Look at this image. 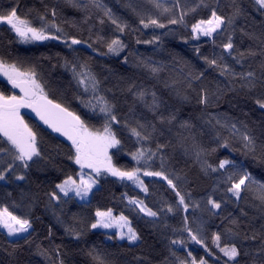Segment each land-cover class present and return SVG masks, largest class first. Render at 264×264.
Returning a JSON list of instances; mask_svg holds the SVG:
<instances>
[{
	"label": "snow or ice",
	"instance_id": "obj_1",
	"mask_svg": "<svg viewBox=\"0 0 264 264\" xmlns=\"http://www.w3.org/2000/svg\"><path fill=\"white\" fill-rule=\"evenodd\" d=\"M65 3L83 14L82 23L85 25H88L93 18V10L100 13L96 17L100 25H104L107 20L115 26L111 37H105L97 32L95 40L88 43L87 40L66 33L57 23V8L53 6L48 10L47 5H45L46 11L37 13L35 18L31 17L32 10H29L26 15H20L18 4L9 8H0V24L7 25L21 43L57 40L62 41L70 49L73 45L87 44V47L93 52L98 51L94 44L101 43L106 48V52L100 53L101 55L110 54L119 57L128 48L122 36L150 28L153 30L168 29L164 33V35H168L171 33V26L182 25L188 28L187 18L189 15L196 14L200 9H206L209 10L206 18L196 19L191 23V37L195 41H199L202 37L207 38L213 45V49L209 55H203L201 54V45L197 43L194 46L195 53L205 66L217 70L227 83L208 81L202 69L198 71L190 62L174 55L173 59L182 65L178 74L182 78L170 79L164 83V87L174 89L176 95L184 101L192 99L189 92L195 93L196 103L205 109L215 106L214 102H218L226 92L243 90L247 94L256 93L254 103L264 112V20L260 21L261 32L259 35L247 32L243 27L239 29L243 36L259 43V51L257 52L251 47L245 51L238 50L234 42L237 24L242 18L246 20L250 18L249 9L244 6L243 0H226L225 3H221V0H195V3L191 4L187 0L185 3H181V0H142L141 3H132L129 0L124 4V7L138 20L136 28H132L127 21H122L115 16L104 0H65ZM252 7L261 16H264V0H252ZM165 18L166 23L162 22ZM70 26L76 27V23L73 21ZM88 31L90 33L96 31L95 25H89ZM217 38H220L219 43ZM89 40H92L91 35ZM160 40V36L153 35L150 40L141 41L137 38L136 43L155 44ZM184 42L189 43L186 38ZM216 48L221 51L217 52ZM130 55H134V53H130ZM257 55L262 58L259 63V75L254 69L236 71L233 63L226 59V57H230L235 65H239L243 69L245 58H254ZM123 62H128L127 56ZM141 64L155 77L165 70L163 63L150 64L141 61ZM62 66L71 72L77 87L83 90L82 95L74 97L75 100L79 101L84 108L89 109L97 119L102 117V125L96 126L89 123L65 103L50 98V94L46 90V82L42 81L41 74L35 65L24 67L22 62L9 63L0 57V76L6 79L12 89L19 90V94L16 92L5 94L0 91V181L8 180L9 177H12L10 181L12 183L26 181L27 174L34 164H38L41 160H48L42 155L37 133L29 126L21 113V109H31L53 132L60 133L70 142L67 159L79 168L77 172L64 174L63 179H60L44 193L47 197L46 207L54 208L55 205H63L73 199L87 204L90 201V193L99 184L101 177L111 176L121 182H131L144 193H148L149 188L141 176L159 177L162 181H166L168 188L175 193V205L165 200L159 209L154 210L148 206L144 199L128 197L126 194L124 198L143 216L152 218L154 227L159 226L162 229L171 227L173 233H186L188 239L209 251L204 236V221L195 216L190 220L187 214L189 209L193 213L202 210L201 201L191 200V192L182 193L179 182L184 177L179 173H170L166 168L167 158L164 152L169 147V143L159 142L165 132L172 133L174 127L190 131L194 126L189 120H180L177 124L178 109L168 110L156 91L142 86L137 87L134 82L125 89L132 96L133 104L129 107V113L134 118V123L130 122L127 117L122 121L117 115L115 102L109 100L106 94L101 93V81L87 61L65 59ZM249 67L251 68V65ZM185 68L187 71H184ZM137 105H141L148 113H151L153 119L149 120L142 115L138 117ZM207 115L209 119L206 123L216 130V140L222 141L217 145L218 148H231L232 151H237L238 149L232 147L233 142H236L240 145L239 150L244 155L251 154L254 158L264 160V121L261 122V131L257 136L243 121H240L238 126L232 118L227 116L213 115L212 113H207ZM213 121L215 122L213 123ZM118 127L126 129L129 137L134 138L136 144L139 145L134 151L128 153L135 161V166L131 168L118 166L110 152L111 149L119 151L123 147L122 139L116 131ZM225 132L228 135L225 136L223 134ZM175 136L178 144L184 147L186 154L189 152V147L185 146L186 142L192 141L190 149L195 161L200 164L202 173L205 176L215 177L213 192L222 189L226 197H229L221 201L214 198L213 195H208L205 210L212 216L218 215L216 210L233 202L230 198H235L238 207L239 201L245 198V193H251L252 198L259 201L256 207L261 213L260 219L264 220V183L255 180L235 160L224 158L220 159L217 165L207 163L202 160L206 150L196 143L194 136H184L181 131H177ZM154 139L157 141L155 148L145 147V145H150ZM216 150L213 148L211 151L215 152ZM157 157L160 161L159 170H151ZM7 195L11 196V193H7ZM23 195L28 194L23 193ZM33 200H35V196H33ZM28 206L31 207V202ZM181 209L185 215L180 228L169 225L168 214H175ZM54 214L56 213L54 212ZM56 215L57 221L64 226L65 232L77 241L80 240L84 232L76 226L77 221L83 224V220L78 217V214H72L73 223L71 224H66L60 218V214ZM247 216L248 213L244 209H240V217L232 214L221 217L222 221H227L223 232H212V244L219 250L222 257L226 258L223 264H238L241 246L245 242L256 241L258 237L260 243L255 250V255L264 257V224L260 225L259 231L253 229L251 234L247 230L242 233L241 217ZM254 219L256 218H251V220ZM157 220H163V223L157 225L155 223ZM251 220L248 225H244L245 229L251 227ZM193 225H196L195 229ZM88 227L90 229L115 228V236L121 240L127 239L130 243L140 240V235L132 227L129 218L123 212L119 216L114 215L112 208L101 210L97 207L93 222ZM0 228L4 229L9 237L18 236L19 239L24 240L25 244L30 245L33 242L31 219L15 214L7 206H0ZM48 234L52 235L51 227L48 229ZM225 238L231 242H224ZM170 243L171 245H187L185 239H173ZM19 247V244L11 245V251H8L7 254L13 259L5 264H20L14 258ZM37 252L49 261V264H66L64 259L66 253L62 251L61 245H56L52 249H43L37 244ZM171 254L176 257V264H207L204 257L197 260L191 251L187 253L190 260L181 259L176 256L175 252ZM87 255L91 258L92 264H117V261L111 258V253L90 249ZM244 255H249L247 249L244 251ZM217 259L219 260L220 257ZM251 264H257L255 257ZM259 264H264V259H261Z\"/></svg>",
	"mask_w": 264,
	"mask_h": 264
},
{
	"label": "trees",
	"instance_id": "obj_2",
	"mask_svg": "<svg viewBox=\"0 0 264 264\" xmlns=\"http://www.w3.org/2000/svg\"><path fill=\"white\" fill-rule=\"evenodd\" d=\"M126 2L129 0H104V3L112 9L115 16L122 21H127L132 28H136L138 20L124 7ZM130 2L141 3L142 0H130ZM185 2L186 0H181V3ZM187 2L191 4L195 3V0H187ZM225 2L226 0H221V3ZM243 3L249 9L250 18L239 20L234 42L240 51H245L251 47L258 52L259 43L243 36L239 29L243 27L245 31L259 35L261 32L260 21L264 20V16L255 11L252 7V0H243ZM14 4L19 5V14L22 16L32 10V18H35L37 13L45 12V5H47L48 10L55 6L57 8V23L64 31L79 39L87 40L88 43L95 40L97 32L105 37H111L115 30V26L111 25L110 21L105 20L104 25H100L96 19L100 13L95 10H93V18L89 24H83V14L66 4L65 0H0V8H9ZM208 11L200 9L196 14H190L187 18L188 28L182 25L171 26V33L168 35H164L168 29L153 30L150 28L122 36L128 48L119 57L110 54L101 55L100 53L106 52V48L101 43L94 44L97 52H93L87 47V44L73 45L70 49L62 41L57 40L20 43L7 25L0 24V57L9 63L13 61L22 62L24 67L35 65L41 74L42 81L46 82V90L49 92L50 98L65 103L80 114L82 118L96 126L102 125L103 118L97 119L90 110L75 100V96L82 95V90L77 87L71 72L62 66L65 59L87 61L92 66V70L101 81V93L106 94L109 100L115 102L117 115L122 121L127 117L130 122L134 123V118L129 113V107L133 104L132 96L125 91L127 86L133 82L137 87L142 86L156 91L168 110L175 111L178 109L177 124L180 120H189L194 127L190 131H183L174 127L172 133L166 131L159 142L169 143V147L164 152L167 158L166 168L170 173H179L184 177L179 182L182 193L191 192V200L201 201L202 210L193 213L189 209L187 214L190 220L195 216L204 221V236L209 251L188 239L186 233H173L171 227L168 229H162L159 226L154 227L152 218L143 216L138 209L130 206L128 200L124 198L126 194L128 197L144 199L148 206L154 210L159 209L165 200L175 205V193L168 188L166 181H162L159 177L141 176L149 188L148 193L134 187L131 182H121L111 176L101 177L99 184L90 193V201L87 204L73 199L63 205H55L54 208L46 207L47 197L44 193L50 190L60 179H63L64 174L77 172L79 168L67 159L69 145L62 138L42 127L30 113L21 112L25 121L37 133L42 155L48 160H41L38 164H34L27 174L28 179L26 181L12 183L10 182L12 177L0 181V206H7L15 214L26 216L31 219L33 224L31 230L33 242L30 245L25 244L24 240L18 237L9 239L0 228V264H5V262L13 259L7 254L8 251H11L12 244L20 245L14 257L20 264H49V261L38 254L37 244L43 249H52L56 245H61L62 251L66 253L64 256L66 264H92L91 258L87 255L90 249L111 253V258L115 259L117 264H176V257L171 253L175 252L176 256L181 259L190 260L191 258L187 256L189 251L197 260L204 257L207 264H223L226 258L222 257L211 240L212 232H223L224 230L227 221H222L221 217L229 214L240 217V209H244L248 216L241 217L243 222L242 233L245 230L249 234L253 229L260 230V225L264 224V220L260 219L261 213L256 207L259 201L254 200L251 193H245V198L239 201L238 207L235 198H230L233 202L225 204L220 210H216L218 215L212 216L205 210L208 195H213L214 198L221 201L229 197H226L222 189L213 192L215 177L205 176L202 173L201 166L195 161L190 149L192 141L186 142L185 146L189 147V152L186 154L184 147L178 144L175 136L177 131H181L184 136H194L196 143L206 150L202 160L207 163L217 165L219 160L224 158L235 160L255 180L264 183V160L254 158L251 154L244 155L239 150L240 145L236 142H233L232 147L238 149L237 151H232L231 148H218L217 145L222 141L216 140V130L206 123L209 119L207 113L227 116L232 118L238 126L240 121L247 123L249 128L253 130V134L259 136L261 122L264 121V112L254 103L256 93L247 94L243 90L226 92L218 102H214L215 106H209L205 109L196 103L195 93L189 92L192 99L184 101L176 95L174 89L164 87L166 81L182 78L178 75L182 65L173 59L174 55L190 62L198 71L202 69L208 81L215 80L221 84L227 83L217 70L205 66L195 53L194 46L197 43L201 45V54L203 55H209L213 49V45L207 38L202 37L199 41H195L191 37V23L195 22L196 19L206 18ZM73 21L76 23V27L70 26ZM162 22L166 23V18ZM89 25H95L96 31L90 33L88 31ZM90 35L92 40H89ZM153 35L160 36L161 40L155 44L136 43L137 38L141 41L150 40ZM185 38L189 43L184 42ZM217 42H220V38H217ZM216 51L220 52L221 50L216 48ZM130 53H134V55H130ZM126 56L128 62L124 63ZM226 59L233 63L236 71L254 69L259 75V63L262 59L259 55L254 58L246 57L243 69L239 65H235L230 57H226ZM141 61L150 64L163 63L165 70L158 77H155L143 67ZM184 71H187V68ZM109 89L111 91H107ZM0 91L5 92V94L12 92L19 94L3 78H0ZM136 112L138 117L142 115L149 120L153 119L151 113H148L141 105L136 106ZM116 131L122 139L123 147L119 151L116 149L110 151L113 154L114 162L118 166L131 168L135 166V161L131 159L128 153L134 151L139 145L136 144L134 138L129 137L126 129L118 127ZM223 134L228 135L226 132ZM156 142L154 139L150 145H145V147L155 148ZM213 148L217 150L211 151ZM159 164V157H157L151 170H159ZM7 193H11V196H8ZM23 193L28 195H23ZM33 196H35V200H33ZM30 202L31 207L28 206ZM97 207L101 210L112 208L114 214L123 212L131 221L132 227L137 230L140 240L136 243H129L118 240L115 232L90 229L88 226L93 222ZM54 212L60 214V218L66 224L73 223L71 219L73 213L78 214V217L83 220V224L77 221L76 226L84 232L80 240L77 241L65 232L64 226L57 221V215ZM184 215L182 209L175 214L169 213L167 222L173 227L180 228ZM252 217L256 219L251 220ZM250 220L251 227L245 229L244 225H248ZM155 223L159 225L163 223V220H157ZM49 227L52 229L51 236L48 234ZM193 227L195 229L196 225ZM173 239H185L187 245H171L170 242ZM224 242L230 243L231 241L225 238ZM259 243V237L254 242H245L240 248L241 255L238 264H251L254 257L259 264V261L264 259L262 256L255 255ZM246 249L249 252L248 256L244 255ZM210 252L211 254H209ZM217 257L220 259L218 260Z\"/></svg>",
	"mask_w": 264,
	"mask_h": 264
},
{
	"label": "water",
	"instance_id": "obj_3",
	"mask_svg": "<svg viewBox=\"0 0 264 264\" xmlns=\"http://www.w3.org/2000/svg\"><path fill=\"white\" fill-rule=\"evenodd\" d=\"M11 86V85H10ZM17 91H18V93H19V90L18 89H16ZM21 112L22 113H30L37 121H38V123L42 126V127H44L45 129H48L49 131H51L54 135H56L57 137H60V138H62V140L66 143V144H70V142H68L67 140H66V138L65 137H63L60 133H56V132H53L52 131V129H50L47 125H45L44 123H43V121H41L40 119H39V117H37L36 116V114L34 113V112H32V110L31 109H27V108H24V109H21Z\"/></svg>",
	"mask_w": 264,
	"mask_h": 264
},
{
	"label": "rangeland",
	"instance_id": "obj_4",
	"mask_svg": "<svg viewBox=\"0 0 264 264\" xmlns=\"http://www.w3.org/2000/svg\"><path fill=\"white\" fill-rule=\"evenodd\" d=\"M21 43V42H20ZM0 78L2 79H4V80H6L4 77H2V76H0ZM82 90V89H81ZM82 92H83V90H82ZM87 109V108H86ZM87 110H89V109H87ZM112 150V149H111ZM110 150V151H111ZM78 167V166H77ZM86 172H87V170H86ZM132 184V183H131ZM133 185V184H132ZM134 187H137L136 185H133ZM96 187V186H95ZM138 188V187H137ZM114 215H116V216H119L120 214H114ZM2 229V228H1ZM3 231H4V233H5V235L10 239V238H17L18 236H12V237H9L8 235H7V232L4 230V229H2ZM99 230H102V231H108V232H116V229L115 228H111V229H99ZM118 240H121V239H119V238H117ZM124 241H127V239H123ZM129 242V241H128ZM130 243V242H129ZM134 243H136V242H134Z\"/></svg>",
	"mask_w": 264,
	"mask_h": 264
},
{
	"label": "flooded vegetation",
	"instance_id": "obj_5",
	"mask_svg": "<svg viewBox=\"0 0 264 264\" xmlns=\"http://www.w3.org/2000/svg\"><path fill=\"white\" fill-rule=\"evenodd\" d=\"M16 90V89H15Z\"/></svg>",
	"mask_w": 264,
	"mask_h": 264
}]
</instances>
